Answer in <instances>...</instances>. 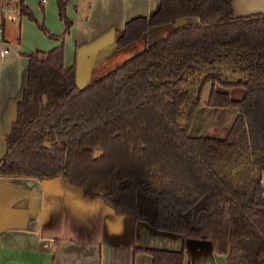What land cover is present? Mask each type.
<instances>
[{
  "label": "trees",
  "instance_id": "16d2710c",
  "mask_svg": "<svg viewBox=\"0 0 264 264\" xmlns=\"http://www.w3.org/2000/svg\"><path fill=\"white\" fill-rule=\"evenodd\" d=\"M61 42L30 54L27 86L6 137L0 176L62 177L117 216L182 237L180 251L134 247L152 264H184L187 240L206 241L225 264H264V12L236 15L233 0H159L129 19L121 49L150 28L197 19L84 87L65 66L73 20L57 0ZM237 110L225 138L191 137L203 90ZM242 87L241 98L229 89Z\"/></svg>",
  "mask_w": 264,
  "mask_h": 264
},
{
  "label": "crops",
  "instance_id": "0c3cea01",
  "mask_svg": "<svg viewBox=\"0 0 264 264\" xmlns=\"http://www.w3.org/2000/svg\"><path fill=\"white\" fill-rule=\"evenodd\" d=\"M0 3L4 34L0 40L1 160L17 104L27 86L28 56L48 51L61 41L29 23L32 20L22 13L21 0ZM23 3L49 33L65 32L57 0ZM158 6L159 0H69L67 14L73 25L64 37L65 66L76 65L79 87L103 77L177 26L192 23L191 18H182L176 24L152 27L141 39L119 49L115 39L125 23L153 14ZM233 9L236 15L264 12V0H233ZM7 20L14 23L13 34L8 32ZM5 49L7 53L2 54ZM186 244L184 264L226 262L225 255L214 253L206 241L187 240ZM135 246L180 251L183 239L135 223L131 217L117 216L102 200L85 199L80 189L62 177L38 180L0 176V264H152L149 255L134 253Z\"/></svg>",
  "mask_w": 264,
  "mask_h": 264
},
{
  "label": "rangeland",
  "instance_id": "374dc122",
  "mask_svg": "<svg viewBox=\"0 0 264 264\" xmlns=\"http://www.w3.org/2000/svg\"><path fill=\"white\" fill-rule=\"evenodd\" d=\"M15 1V0H12ZM35 4L38 3V0H32ZM1 5V3H0ZM39 9H42V5L38 4ZM35 16V12L33 11ZM36 18V17H35ZM10 19V18H9ZM37 20V18H36ZM197 19H190L189 21L195 22ZM38 21V20H37ZM7 29L8 32L14 33V23L12 21H8ZM40 22V21H38ZM32 25H37V22L32 20ZM29 23H26L25 26L29 27ZM172 25V24H171ZM171 27V26H168ZM17 29L19 32V23L17 25ZM47 36V35H46ZM61 41V40H60ZM60 44V43H59ZM211 83H207L203 90L202 99H201V106L195 113L192 126L190 129V136L191 137H214V138H225L229 131V127L231 126L236 114L237 110L233 107L223 108V107H216L210 106L207 104V96L210 91ZM231 94L235 98H241L244 93V88L237 87L229 89Z\"/></svg>",
  "mask_w": 264,
  "mask_h": 264
},
{
  "label": "built area",
  "instance_id": "2783aa9c",
  "mask_svg": "<svg viewBox=\"0 0 264 264\" xmlns=\"http://www.w3.org/2000/svg\"><path fill=\"white\" fill-rule=\"evenodd\" d=\"M4 34H3V28H0V40H3L4 39V36H3ZM4 53H7V49H5L3 52H2V54H4Z\"/></svg>",
  "mask_w": 264,
  "mask_h": 264
}]
</instances>
